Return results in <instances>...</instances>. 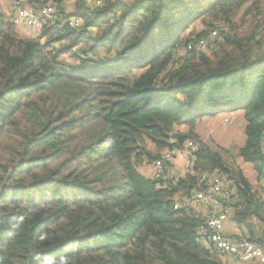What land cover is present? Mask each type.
Returning a JSON list of instances; mask_svg holds the SVG:
<instances>
[{
	"label": "trees",
	"instance_id": "obj_1",
	"mask_svg": "<svg viewBox=\"0 0 264 264\" xmlns=\"http://www.w3.org/2000/svg\"><path fill=\"white\" fill-rule=\"evenodd\" d=\"M54 5L34 38L0 5V264H228L180 206L213 171L233 188L236 238L264 251V180L237 164L264 179V0ZM226 107L243 111L245 139L212 149L196 124ZM189 142V171H141Z\"/></svg>",
	"mask_w": 264,
	"mask_h": 264
},
{
	"label": "built area",
	"instance_id": "obj_2",
	"mask_svg": "<svg viewBox=\"0 0 264 264\" xmlns=\"http://www.w3.org/2000/svg\"><path fill=\"white\" fill-rule=\"evenodd\" d=\"M89 7H101L104 0H84ZM27 0H12L9 13L12 24L27 37H36L43 27L53 20L55 14L54 0H45L38 10L33 11L27 7ZM74 29H78L81 22L71 19L64 22ZM63 23V24H64ZM60 28L61 25H58ZM219 37L217 31H212L206 37L190 44L187 50L206 51ZM196 144L189 142L186 146L185 172L189 171L193 160L192 153L196 150ZM264 155V137L262 138ZM175 151L163 152L161 157L149 168V175L155 180H168L171 172H165L166 163L172 162L176 156ZM201 183L206 187L196 191L180 206L193 208L199 215L202 224L197 229L199 243L206 248H214L224 261H236L240 264H264V251L254 244L236 237L228 236L225 227L230 218L229 200L233 195V188L227 179L219 172L205 173L200 177Z\"/></svg>",
	"mask_w": 264,
	"mask_h": 264
},
{
	"label": "rangeland",
	"instance_id": "obj_3",
	"mask_svg": "<svg viewBox=\"0 0 264 264\" xmlns=\"http://www.w3.org/2000/svg\"><path fill=\"white\" fill-rule=\"evenodd\" d=\"M72 1L73 0H67V5H69L68 11L71 10L70 5ZM0 5L2 6V9L4 11H9L11 6L9 0H0ZM16 31L18 34H20L23 37L28 36L27 34H23L22 32H20L19 30ZM228 112H231L230 109L223 111L215 119L204 117L197 121L196 129H195L196 134H198L200 140L203 143L209 145L212 149L217 146L231 149L232 147L241 145L242 142H244L245 138L243 131L236 129L234 123L232 124L233 125L232 126L231 122L224 119V116ZM180 153L181 152H177L176 155ZM175 161L176 159L174 161L172 160V164L174 165V167L180 168L182 170L185 168L184 163L181 164L182 166H178L177 163H174ZM237 164L240 165V160H237ZM140 169L145 175H149L147 172L149 168L142 167Z\"/></svg>",
	"mask_w": 264,
	"mask_h": 264
},
{
	"label": "crops",
	"instance_id": "obj_4",
	"mask_svg": "<svg viewBox=\"0 0 264 264\" xmlns=\"http://www.w3.org/2000/svg\"><path fill=\"white\" fill-rule=\"evenodd\" d=\"M227 109H230V107H226L222 110L225 111ZM231 111V110H230ZM221 112V113H222ZM219 113V114H221ZM219 114L211 119H215L219 116ZM242 117H243V111L241 110H237V111H231V112H228L225 116H224V119L225 120H228L229 122H231V125L234 123L235 124V128L238 129V130H242V127H243V122H242ZM233 126V125H232ZM243 144V142H242ZM241 144V145H242ZM186 152H181L180 154L176 155L175 158L173 159V161L176 159V161L174 163H177L178 166H182L181 164H185L187 163V159H186ZM177 157V158H176ZM240 168L241 170L243 171L244 175L248 178V180L253 184V185H257L259 186V184L262 182L263 183V180L260 181L258 183L257 179H256V174L254 173V171L252 170L251 166L248 165V164H244L242 163V161H240ZM174 170L176 171H179V175L183 174L184 173V169H180V168H176L174 167ZM149 169H148V174H149ZM248 172V173H247ZM247 173V174H246ZM225 233L228 235V236H231V237H236L240 234V230L238 229V227L230 220L229 218V221L227 222V225L225 227ZM228 264H240L236 261H228ZM251 264H255V263H251Z\"/></svg>",
	"mask_w": 264,
	"mask_h": 264
},
{
	"label": "water",
	"instance_id": "obj_5",
	"mask_svg": "<svg viewBox=\"0 0 264 264\" xmlns=\"http://www.w3.org/2000/svg\"><path fill=\"white\" fill-rule=\"evenodd\" d=\"M179 175V171H175V176L177 177Z\"/></svg>",
	"mask_w": 264,
	"mask_h": 264
}]
</instances>
